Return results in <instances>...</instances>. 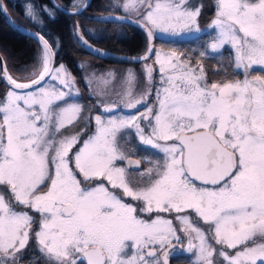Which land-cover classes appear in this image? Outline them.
Returning a JSON list of instances; mask_svg holds the SVG:
<instances>
[{"label":"snow or ice","instance_id":"obj_1","mask_svg":"<svg viewBox=\"0 0 264 264\" xmlns=\"http://www.w3.org/2000/svg\"><path fill=\"white\" fill-rule=\"evenodd\" d=\"M86 6L84 0H74L72 14ZM112 7L126 15L98 20L132 22L138 17L135 23L146 31L148 44L143 55L129 59L154 57L161 88L155 90V105L140 113L85 116L95 121L96 131L75 152L80 133L58 138L83 111L72 99L80 95L76 78L65 64H56L59 38L53 44L25 28L41 49L24 82L0 61V78L10 86L0 100V186L11 193L6 199L0 192V264H18L17 254L33 239L49 264H168L165 249L173 247V240L182 243L173 221L142 219L137 206L126 203L105 181L141 201L140 214L177 213L186 250L195 254L196 264H264V77L249 74L256 65L264 70V0H216L209 25L215 36L199 55L221 53L227 45L234 50V66L244 70L243 80L223 83H209L200 62L193 66L175 51L154 49L157 34L200 33L202 4L114 0ZM6 11L0 0V12ZM41 12L55 19L47 7L26 5V18L43 28ZM73 35L90 54L108 55L89 43L78 23ZM143 68L146 87L141 93L133 95L136 74L129 70L125 77L128 86L121 98L129 108L147 104L153 95L155 69L148 63ZM82 78L90 87L93 81L110 82L115 74L91 72ZM101 107L111 113L116 105ZM141 119L148 121L147 132L138 123ZM125 129H134L141 144L164 154L141 173L148 177L147 187L133 188L128 180L127 168H138L140 161L120 146L118 137ZM123 161L126 166L118 163ZM94 181L100 182L88 186ZM17 205L40 214L38 230L33 232L34 217L17 211ZM189 210L209 228L180 215Z\"/></svg>","mask_w":264,"mask_h":264},{"label":"trees","instance_id":"obj_2","mask_svg":"<svg viewBox=\"0 0 264 264\" xmlns=\"http://www.w3.org/2000/svg\"><path fill=\"white\" fill-rule=\"evenodd\" d=\"M23 1L24 0H4L13 18H15V16H21L25 18L24 14H21L24 11L22 6ZM56 1L57 3L70 4L71 0ZM111 1L112 0H92L90 6L86 10L79 14L71 15L56 9L49 0H34V2L37 4L36 7L38 9L48 7L52 12L55 13L54 20L49 19V17L43 12L40 13L41 18L44 21L43 32H46L45 37L49 40L50 43L54 44L55 39L59 38L60 46L57 50L56 62L62 61L73 73V76H78L76 79V83H78L79 91L82 90L81 76H84V74L88 75L90 71H94L98 74L108 73L104 70V67L109 66L112 69L110 72L115 74L114 80H119L120 76L117 73H124L127 69H129L128 67H130V65L123 62H109L90 54L82 47L77 38L73 35V27L78 23L85 38H87L90 43L102 49L120 53V49L123 48L121 39L113 38L111 36L115 34L114 29L127 28V26L125 24L116 22H109L105 20L100 21L98 19L95 20L96 17H102L103 15L117 13V11H113L115 8L112 7ZM203 1L206 0H192L190 4L193 6L197 4L204 5ZM211 3L212 6L216 5V2H213V0L211 1ZM22 21L24 22L23 25L25 24V26L34 29L28 21ZM87 29L95 30V34L89 35ZM40 49L41 46L35 39L11 29L0 14V53L4 58L9 74L13 78L17 79L18 81H25L29 78L31 71L37 65L38 58L40 56ZM78 63H84L85 65L89 63L90 71L88 69V66L85 68V70H82L77 66ZM258 71L259 73L262 72L260 69ZM120 82L116 81V83ZM157 84L158 83H156V86ZM100 85L101 84H99L98 81L92 83V93L94 92V90H98ZM103 86L104 85H101V87ZM1 87L9 90V87L4 85L0 80V100L4 97L3 91H1ZM119 92L121 93V91ZM155 103L156 101L153 100L152 105H155ZM124 104L125 102H122L121 106H123ZM85 110L86 108H84V111ZM121 110L124 109H121L119 107V112H122ZM146 124L148 125V121ZM95 127V121L92 120L90 123V129L94 130ZM141 127L145 128V132L148 131V128L145 124ZM92 133H94V131ZM120 139L123 141L122 147L124 149L130 148L128 149V152L132 151V153L137 155L135 151L136 149H138V154L141 159L143 158L142 156L146 154L148 155L149 159L155 157L156 161L160 160L157 152L152 151L153 148H146L145 145L141 144L139 140H137L135 143V137L128 136L127 131H125L120 136ZM144 162L146 164V161ZM80 178L82 179V177ZM3 188L4 187H2V189ZM8 195L10 197L11 193L8 192ZM136 204L138 206L139 202H136ZM189 214H191L194 218V213L191 210H189ZM198 220L200 219L198 218ZM32 256L39 257L36 258V260H33V262L40 263L39 261L41 258V253H39L38 255L33 253Z\"/></svg>","mask_w":264,"mask_h":264},{"label":"rangeland","instance_id":"obj_3","mask_svg":"<svg viewBox=\"0 0 264 264\" xmlns=\"http://www.w3.org/2000/svg\"><path fill=\"white\" fill-rule=\"evenodd\" d=\"M214 1L216 2V0H213V2ZM123 2H120V3H123ZM73 3H74V1L71 2L69 5H73ZM28 4H32L34 7L37 6V4L34 2V0H24L22 2V6H23V9H24L23 12H24L25 18H26V15H25V13H26V5H28ZM66 5L68 6V4H66ZM70 7H72V6H70ZM113 11H117V13L125 14L123 12V10L121 8H119V7H116ZM215 12H216V5H214V9H211V4L209 3V1L206 2L203 5V8L201 9L200 16H199V19H198L199 28L201 30L200 33H198V34L184 33V34L176 35L174 37L167 35V36H169L170 41H172L171 45L170 46H166L164 48L163 47V43H158L157 42L158 44L156 43L155 49L156 50H162L164 52L175 51V52H177L178 55L181 56L182 59L190 58L191 64L193 66H196L197 62H200V63H202L203 68H204V66L206 64H209L213 68V69L210 68V71H216L217 70V65H216L217 64V60L219 59V55L224 52V48L221 50V53H210L209 52V54H208L209 58L207 57V55L204 56L203 58H201L200 55H199V53L201 51L205 50V48H203V50L199 49L198 50V54L197 55L194 54L193 57H191L190 53H188V48L190 49V47H189V45H186L187 43H186V41H184L187 38H192L193 41H195L194 44H191L192 46H195V48H196V46L202 45V44H200V42L202 40V34H204V32H205V28H207V27L209 28V25L211 24V21L215 17ZM206 18L209 20L208 22H205ZM27 21L30 22L29 19H27ZM32 24L33 23L30 22V25H32ZM34 25H36V24H34ZM25 27H27V26H25ZM43 30H44V27H43ZM226 47L228 48V50L230 52L233 53V56H234V50L230 49L227 45H226ZM181 48H183V49L180 52L179 50ZM57 62H56L57 65H59L60 63H63L62 61H60L58 63ZM89 65L90 64L88 63L87 64L88 69H89ZM104 68H105L104 70L106 72H110L112 70L109 66L108 67L106 66ZM205 68H204V71H205ZM259 69L261 70L260 66H258V65L253 66V68L249 70V74L250 75H260V76L264 77V70H261L262 72L259 73V71H258ZM84 70H85V68H84ZM89 71H90V69H89ZM128 71L129 70H126L124 73H121V72L119 73L118 72L117 74L120 76L119 80L111 79L110 82H108V83H104L102 81H98L99 84L104 85V86L101 87V85H100L98 90H94L93 93L91 91V86L89 87L88 85H86L84 79L82 78L83 76H81L82 90L79 91L80 95L78 97H73L72 98L76 102L84 104V105L82 104L83 105V111L81 113V119L76 120V122L74 124L69 125V126L63 128V129H61V132L58 134V138H59V136H61V135H75L77 133H80V136H79L80 142L77 143L73 147L72 152H75L78 148H80L82 143H83V141L86 140L89 136L93 135L95 133V131H96V127L94 128V130L90 129V123H91L92 120H85L84 119L85 116H94L96 114H99V115H101L104 118L110 117V116H117V117L118 116H128V115L140 113V112L144 111V109L146 107L152 105L153 100H155V96H154V98L149 100V103L147 104V106H145L146 104H140L136 108H129V107L126 106V103L123 106H121L122 102H124V101H122L121 97H122L126 87L128 86L126 84V82H125V77H126ZM234 71H236V73L234 74L235 77L230 76L229 78H226V79H224L222 81L210 80L209 79V83H212V82L223 83L225 81H234V80H243L244 79V70L242 68L241 69H237L234 66ZM91 72H94V71H90V73ZM71 74L73 75L72 72H71ZM84 76H87V74H84ZM74 77L77 79L78 76H74ZM121 80H123V82L126 85H120V84L116 83V81L120 82ZM95 82L96 81H93V83H95ZM53 83H55V82H53ZM76 86L78 87V83H76ZM132 87H133V95H137V94H139V93H141L142 91L145 90L142 87V85L140 84V81L137 78H136L135 83L132 85ZM159 88H161V85L159 86ZM135 89H137V92L134 91ZM1 91H3V94L5 96V93L8 90L4 89L3 87H1ZM119 91H121V93ZM78 99L79 100L81 99V100L79 101ZM1 100H3V99H1ZM111 100H113V101H111ZM60 103H63V102H60ZM107 103H113V104L116 105V108H115V110L113 112L105 113V112L102 111L101 104H107ZM119 107L124 109V110H121L122 112H119ZM84 108H86L85 111H84ZM131 109H135V110H133L132 112H129V111H131ZM138 123H140L141 126L144 125V124L147 126V124H146L147 120L141 119L140 121H138ZM93 131H94V133H92ZM125 131L128 132V136H134L135 137V143H136L137 140H139L138 137L135 134L134 129H125L119 134V137H118L119 143H120V140H121L120 136ZM120 146H121V148L124 151H126L130 155V157L137 158L138 160L141 159L139 154H138V149H136L135 152H136L137 155H135L134 153H132V151L128 152V149H130V148L124 149L122 147V145H120ZM145 147L149 148L150 146L145 145ZM152 151L157 152V154L160 157V160H162L163 155H164L163 153H160L157 149H152ZM145 155L146 154H144L142 156L143 157L142 160L146 161V164L143 161H140V163L142 164L141 168H138L135 171L127 169V172L129 173L128 180L131 182V186L133 188H142V187H147L148 186V177L141 175V173L145 172L149 167H152V163H149V161L155 162L156 159H155V157L149 159L148 155H146V156ZM124 162L125 161L118 162V163L121 164V166H125ZM99 182L100 181H94V182L90 183L88 186H94L95 183H99ZM104 183L106 184V186H108L110 188L111 191L116 192L118 195H121L123 200L126 203H129V204H131L133 206H137L136 202H139V204L137 206V208L139 210V206H141V204H142L141 201H136V200H133L131 197L123 196L122 190H120V189H111V186L107 185L106 181ZM2 187L3 186H0V192H3L5 194L6 199H7L9 197L8 192H10V190L6 189V191H5V188L2 189ZM13 203H15V202H13ZM16 210L17 211H27V212H29V214L34 217L33 232L38 230L39 220H40V214L39 213H36L34 211L31 213L29 211L30 209H26V208H23L22 206H18V205L16 206ZM138 214L141 216L142 219H145V220H151V219H154L157 216H160V217H162L164 219H171L173 221V227H175L177 229V234L180 235V237H181L182 243H177L175 240L172 241L173 247H171L168 250L169 264H196L195 254L194 253H189L186 250L187 239H186L184 233L180 231V228L182 227L180 222L175 219V217L177 216V213H175V212H170V213L169 212H152V213L145 212V213L140 214L139 211H138ZM180 215H189V216L192 217V215L189 214V211L187 213H181ZM192 220H193V223L197 224L202 229L207 230L209 228V225L204 224L202 220H198L197 218H193V217H192ZM211 243L217 249L220 248V245H216L214 241H211ZM32 246L34 248L37 247V244H36L34 239L29 241L28 246L24 250H22V253H18L17 254V255H19L21 257L19 262H18V264H49L48 261H45V260H43L41 258H40V261H39L40 263L33 262V260H36V258H39V257L32 256L33 253H30V251H34ZM37 250H38V247H37ZM225 250L230 252V253L235 251L233 249H225ZM157 256L160 257L161 260H162L163 257L161 256V253L159 251V246H157ZM214 259H216V257H214ZM217 264H219V260H217Z\"/></svg>","mask_w":264,"mask_h":264},{"label":"flooded vegetation","instance_id":"obj_4","mask_svg":"<svg viewBox=\"0 0 264 264\" xmlns=\"http://www.w3.org/2000/svg\"><path fill=\"white\" fill-rule=\"evenodd\" d=\"M73 1L74 0H71L70 3L73 2ZM123 1L120 0V2H123ZM208 1L211 4V9H214V5L212 7V3H211L212 0L203 1V4H205ZM91 2H92V0H91ZM91 2H90V4H91ZM191 2H192V0H190V3ZM113 3H114V0L111 1L112 5H113ZM58 4L63 6L64 8L73 9L72 7H70L72 5L68 4V6H67L65 3H58ZM90 4H89V6H90ZM87 8H85L84 10H86ZM21 14H24V12H22ZM67 14H69V13H67ZM71 15H76V14H71ZM121 15L125 16V14H123V13ZM133 18L138 19V17H135V16H133ZM14 19H16V21H18L21 24L24 23L22 20L27 21L26 18H23L21 16H15ZM95 20H96V18H95ZM208 21L209 20L206 18L205 22H208ZM109 22L121 23V24H125L127 26V28L114 29L115 30V34H113L111 36L113 38L121 39V43L123 44V48L120 49V51H121L120 54L137 56V55H140V54L144 53L146 45L148 43L147 34H146V32L144 30L136 27L135 25H133L131 23H127V22H120V21H109ZM32 28H34L36 31H38L41 34L46 35V32H43V28H40L39 26H36L34 24H32ZM215 31L216 30L211 28V27L205 28V32H204V34H202V40L200 42V44H202V45L196 46V48H195V46L191 45V44H194L195 41H193L192 38H187L185 36L187 39H185L184 41H186V43H187L186 45H189V47L191 49L190 50L188 48V53H190L191 57H193L194 54L197 55L199 49L203 50V48H206L207 44L214 38ZM157 42L158 43H163V47L165 48L166 46H170L172 41H170V38H169V36H167V34H157L156 38L154 39V49H155V45H156ZM182 49L183 48H181L179 51L181 52ZM108 51H110V50H108ZM111 52H113V51H111ZM207 57L209 58V55H207ZM144 63L152 64L153 68L155 69L153 74H152L153 78H152V84H151L153 95L147 97V101L149 103V100L154 98V96H155V90L159 89V86L161 85V73L159 71V65L154 63V57H152L151 59L149 58V60L146 61V62H143V61H130V62H127L126 64L130 65V67H128L129 69H127V70H131V71L136 73V75H137L136 78L140 81V84L145 89L146 81L144 79V68H143ZM216 65H217V70L216 71H210V68H212V67L209 64H206L204 66V68L206 67L205 68V73L207 74L208 82H209V79L210 80L222 81V80H224L226 78H229L230 76L235 77L234 74L236 73V71H234L233 53L230 52L226 46L224 47V52L219 55V59L217 60V64ZM156 83H158L157 86H156ZM118 84L126 85L123 82V80H121V82L118 83ZM134 91L137 92V89H135ZM147 104L145 106H147ZM133 110H135V109H131V111H129V112H132ZM122 142L123 141L120 140V145H122ZM135 159H137V158H135ZM139 161H143V160L140 159ZM124 163H125V166H126V161ZM141 166H142V164L140 163L138 168H141ZM127 169L134 170V171L137 170V169H131V168H127ZM37 247L36 248L33 247L34 251H30V253L31 252L35 253V254L40 253L37 250ZM41 259L47 261L42 256V254H41Z\"/></svg>","mask_w":264,"mask_h":264},{"label":"water","instance_id":"obj_5","mask_svg":"<svg viewBox=\"0 0 264 264\" xmlns=\"http://www.w3.org/2000/svg\"><path fill=\"white\" fill-rule=\"evenodd\" d=\"M49 1L51 2V4H52L56 9H58V10L64 12V13H69V14H72V13H73V9H67V8H64L63 6L59 5L55 0H49ZM2 2H3V4L5 5V3H4L3 0H2ZM90 2H91V0H84V3L87 5L85 8H87V7L89 6ZM5 7H6V5H5ZM85 8H84V9H85ZM6 9H7V7H6ZM65 9H67V11H65ZM84 9H83V10H84ZM0 14L2 15L3 19L5 20V22L8 24V26H9L10 28H12L13 30H15V31H17V32H19V33H22V34L28 35V36L32 37L33 39H35L33 36L29 35L28 32H25V27H23L22 25H20L19 23H17V22L12 18V16H11L10 13L8 12V9H7L6 13H5V12H0ZM123 16H124V15H121V14H109V15H103L102 17H96V19H98V18H107V17H123ZM131 20H132V22L122 21V20H118V19H117V20L105 19V21H120V22L131 23V24L135 25L136 27H138V28L144 30V28H143L141 25L135 23V21L137 20L136 18H133V17H132ZM10 21H14L15 23H11ZM28 31H29V32H33V33L38 32V31L30 30V29H28ZM144 31H145V30H144ZM145 32H146V31H145ZM40 34H41V33H40ZM35 40H36V39H35ZM36 41H37V40H36ZM37 42H38V41H37ZM89 43H90V42H89ZM91 44H92V43H91ZM147 44H148V43H147ZM153 44H154V41H153ZM92 45H93V47H95V48H99V49H101L102 51H104V52H106V53L108 54V55H106V56H97V55H94V56H96V57H98V58H101V59H103V60L109 61V62H123V63H127V62L132 61V60L129 59V58H131V57H136V56H131V55L118 54V53L111 52V51H108V50L102 49V48H100V47H97V46L94 45V44H92ZM82 47H83V46H82ZM83 48H84V47H83ZM84 49H85V48H84ZM85 50H86V49H85ZM86 51L89 52L88 50H86ZM92 55H93V54H92ZM140 55H143V53L140 54ZM140 55H137V56H140ZM0 61H2L4 65H6L4 59H3L2 55H1V53H0ZM7 71H8V70H7ZM0 79H1V81H2V83H3L4 85H6L7 87H10L9 85L6 84V82H5V80H4L3 78H0ZM19 82H24V81H19ZM131 159H133V160H138V159H135V158H132V157H131ZM126 164H127V161H126ZM131 169H138V168H137V167H131ZM165 250L168 251V249H165ZM168 264H169V259H168Z\"/></svg>","mask_w":264,"mask_h":264}]
</instances>
